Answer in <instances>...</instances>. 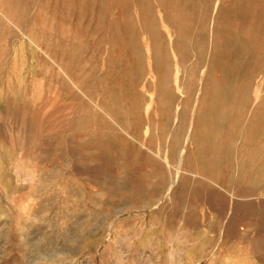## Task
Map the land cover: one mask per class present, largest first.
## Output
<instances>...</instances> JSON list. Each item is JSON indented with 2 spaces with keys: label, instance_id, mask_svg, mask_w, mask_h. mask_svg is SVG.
<instances>
[{
  "label": "rangeland",
  "instance_id": "1",
  "mask_svg": "<svg viewBox=\"0 0 264 264\" xmlns=\"http://www.w3.org/2000/svg\"><path fill=\"white\" fill-rule=\"evenodd\" d=\"M0 264H264V0H0Z\"/></svg>",
  "mask_w": 264,
  "mask_h": 264
}]
</instances>
